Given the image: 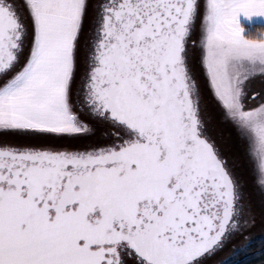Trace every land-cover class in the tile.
Listing matches in <instances>:
<instances>
[{
    "label": "snow or ice",
    "instance_id": "snow-or-ice-1",
    "mask_svg": "<svg viewBox=\"0 0 264 264\" xmlns=\"http://www.w3.org/2000/svg\"><path fill=\"white\" fill-rule=\"evenodd\" d=\"M0 264H264V0H0Z\"/></svg>",
    "mask_w": 264,
    "mask_h": 264
}]
</instances>
